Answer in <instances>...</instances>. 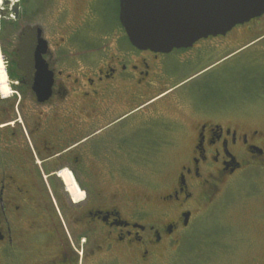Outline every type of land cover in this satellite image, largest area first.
Here are the masks:
<instances>
[{"label": "flooded vegetation", "instance_id": "flooded-vegetation-1", "mask_svg": "<svg viewBox=\"0 0 264 264\" xmlns=\"http://www.w3.org/2000/svg\"><path fill=\"white\" fill-rule=\"evenodd\" d=\"M5 1L0 264H156L203 210L264 197V118L218 102L241 92L243 107L264 103V14L155 52L130 42L120 0L113 15L103 0H82L80 20L58 11L55 33L54 0ZM179 106L184 119L170 112ZM169 147L177 169L162 191L112 183L114 172L141 182L126 169L156 165ZM259 201L251 224L260 253L250 264H264Z\"/></svg>", "mask_w": 264, "mask_h": 264}, {"label": "rangeland", "instance_id": "rangeland-1", "mask_svg": "<svg viewBox=\"0 0 264 264\" xmlns=\"http://www.w3.org/2000/svg\"><path fill=\"white\" fill-rule=\"evenodd\" d=\"M4 2V1H3ZM52 7L49 11L52 15L48 16L49 24L48 33H55V24L51 22L57 14L62 10L69 11L71 17H78L81 19L80 14L85 7L82 0H54ZM105 4L109 5L110 15H113L116 4L114 0H103ZM113 10V11H112ZM54 16V17H53ZM66 23V22H65ZM62 36V35H59ZM70 39L66 38L64 43V49L72 48L68 44ZM85 54L80 53V66H85L87 57ZM225 85H227L225 83ZM231 91L234 88L228 85ZM197 102L200 98L203 100L201 94H194ZM244 96L239 93H233L229 98L223 97V105L233 104L237 107L250 109V112L259 117L264 118V103L256 102L250 107L247 105L244 107L242 102L247 100H241ZM253 101V100H250ZM248 101V102H250ZM189 100H182V103H188ZM254 102V101H253ZM170 112L174 117L179 119L185 118L186 109L179 106L170 108ZM176 138V137H175ZM175 152L171 147L161 149L159 155V162L156 165H140L136 168L126 169L127 174L141 177V182H134L133 180L117 179V174L114 172L113 176L116 179H112L114 185H124L129 192L138 190L147 194H156L157 191H162L166 185V181L177 169V160L174 157ZM174 157V158H173ZM120 171L123 172L122 169ZM257 180V179H256ZM242 188H236L234 196L241 193ZM264 197H259L252 203V201L243 205L241 201H236L235 204H231L224 208H215L202 211L201 215L195 223L181 234V241L176 247L169 246L162 251L158 262L156 264H250L253 258L260 253V247L258 245L259 228L251 224V210L253 208L259 209L263 206L259 201ZM233 205V206H232Z\"/></svg>", "mask_w": 264, "mask_h": 264}, {"label": "water", "instance_id": "water-1", "mask_svg": "<svg viewBox=\"0 0 264 264\" xmlns=\"http://www.w3.org/2000/svg\"><path fill=\"white\" fill-rule=\"evenodd\" d=\"M263 14L264 0H120L130 42L155 52L189 47Z\"/></svg>", "mask_w": 264, "mask_h": 264}, {"label": "bare ground", "instance_id": "bare-ground-1", "mask_svg": "<svg viewBox=\"0 0 264 264\" xmlns=\"http://www.w3.org/2000/svg\"><path fill=\"white\" fill-rule=\"evenodd\" d=\"M3 1H4V0H0V8H1V6L3 5ZM12 1L15 2L16 0H12ZM0 62H1V58H0ZM0 78H1V77H0ZM1 80H2V79H1Z\"/></svg>", "mask_w": 264, "mask_h": 264}]
</instances>
